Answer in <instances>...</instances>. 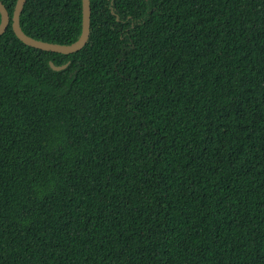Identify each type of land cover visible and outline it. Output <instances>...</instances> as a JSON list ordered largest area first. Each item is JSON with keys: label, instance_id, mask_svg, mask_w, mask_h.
Returning <instances> with one entry per match:
<instances>
[{"label": "trees", "instance_id": "1", "mask_svg": "<svg viewBox=\"0 0 264 264\" xmlns=\"http://www.w3.org/2000/svg\"><path fill=\"white\" fill-rule=\"evenodd\" d=\"M0 1V264H264V0Z\"/></svg>", "mask_w": 264, "mask_h": 264}, {"label": "water", "instance_id": "2", "mask_svg": "<svg viewBox=\"0 0 264 264\" xmlns=\"http://www.w3.org/2000/svg\"><path fill=\"white\" fill-rule=\"evenodd\" d=\"M27 0H18L15 11L12 18V28L16 34V36L26 43L29 46L47 50V51H53L58 53H72L81 50L87 43L89 35H90V28H91V8H90V0H83V31L80 39L68 46L58 45V44H52V43H46L41 41H36L29 36H27L21 29L20 26V15L22 12V9L25 5ZM0 12L2 15V22L0 25V37L5 33L7 30L9 24H10V16L8 13V10L5 8L3 3L0 1ZM51 67L54 70L60 71L66 68V65L64 66H55L53 63H51Z\"/></svg>", "mask_w": 264, "mask_h": 264}]
</instances>
